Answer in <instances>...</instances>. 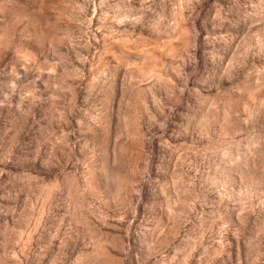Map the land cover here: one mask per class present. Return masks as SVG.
Returning <instances> with one entry per match:
<instances>
[{
    "label": "rangeland",
    "instance_id": "374dc122",
    "mask_svg": "<svg viewBox=\"0 0 264 264\" xmlns=\"http://www.w3.org/2000/svg\"><path fill=\"white\" fill-rule=\"evenodd\" d=\"M0 264H264V0H0Z\"/></svg>",
    "mask_w": 264,
    "mask_h": 264
}]
</instances>
